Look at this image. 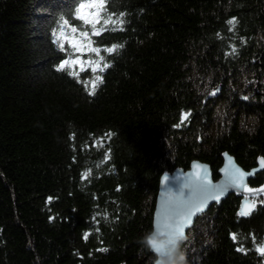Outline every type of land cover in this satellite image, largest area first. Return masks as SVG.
I'll list each match as a JSON object with an SVG mask.
<instances>
[{
	"label": "trees",
	"instance_id": "obj_1",
	"mask_svg": "<svg viewBox=\"0 0 264 264\" xmlns=\"http://www.w3.org/2000/svg\"><path fill=\"white\" fill-rule=\"evenodd\" d=\"M100 3L0 0V264H153L139 240L153 231L163 174L200 159L219 179L224 152L246 170L264 158V0ZM88 39L111 64L103 72L69 43ZM113 44L124 47L108 54ZM222 101L233 114L209 135ZM262 186L264 171L248 188ZM241 198L199 217L208 241L194 263L182 245L175 264H264V200L242 217Z\"/></svg>",
	"mask_w": 264,
	"mask_h": 264
},
{
	"label": "water",
	"instance_id": "obj_2",
	"mask_svg": "<svg viewBox=\"0 0 264 264\" xmlns=\"http://www.w3.org/2000/svg\"><path fill=\"white\" fill-rule=\"evenodd\" d=\"M218 93L219 90L216 92V95ZM194 165H199L200 168L197 169ZM235 169H240L245 173L244 183L246 187L252 179L264 171V168L260 166V158L254 168L246 170L238 164L234 156L228 152H224L219 179L214 178L211 165L200 159L193 160L188 169L177 168L173 172L165 173L161 176L154 212L152 240H155L163 247L162 250L157 251L156 249L155 252L150 249V253L155 257L153 264H175L181 246L188 240L190 229L194 227L197 219L205 214L213 205L222 202L232 194H240L242 196L239 213L245 204L254 203L250 193H247L244 188L235 187H230L221 196L219 201L211 199V196L216 194L219 186L228 183V173L234 172ZM197 172L200 177L206 175L210 183L201 184L197 175H195ZM201 201L206 202L203 205V209L198 211L197 207ZM255 210L256 205L248 216L252 215ZM179 225L183 226V239H180L179 243H177L179 234L176 233V228Z\"/></svg>",
	"mask_w": 264,
	"mask_h": 264
},
{
	"label": "snow or ice",
	"instance_id": "obj_3",
	"mask_svg": "<svg viewBox=\"0 0 264 264\" xmlns=\"http://www.w3.org/2000/svg\"><path fill=\"white\" fill-rule=\"evenodd\" d=\"M92 5H81L80 8L77 9V16L80 17L81 19L84 20V22L87 24L89 22L93 24H96V22H98L97 20H92V21H89L88 17L85 16V15H82L81 14V10L84 9L85 7H90ZM99 7V6H98ZM65 24L67 23V21L64 22ZM228 24L230 25H234L235 24V18H232L228 21ZM93 35H100V32L102 31L101 29H96V28H93ZM73 32L76 31L75 28L72 29ZM63 31H61V33L59 34L60 37H63ZM81 36L84 37L85 39L88 38V33L87 32H83L81 33ZM59 40V38H58ZM69 43L72 45V47L78 51V52H85V51H88V52H91V53H95L99 59L96 60L95 64H93V71H96L97 69L101 72L104 71L105 68L108 67V65L105 63L103 64V66H101L100 62L104 60V57L100 55V52H101V49L98 48V47H93L92 46V41L90 39H88V43H87V47L85 48L83 45H81L78 41L76 40H71L69 41ZM61 48H63V43H61ZM105 51L107 52H114L116 51V46L113 45L112 48H107L105 49ZM233 52H235V49H233ZM79 61L78 60H69L68 61V64L69 66H71L73 63H78ZM81 70H83V66L81 68ZM96 82H103V78L98 76L96 78ZM95 91H96V83H93V86L91 88V91H90V95H94L95 94ZM245 100L248 99V97H244ZM187 118V114H185L182 119H186ZM260 166L261 168H264V158H260ZM195 168L199 169L200 166L199 165H194ZM206 171V170H205ZM89 173H85L84 176L87 177ZM195 175H197V178L200 180L201 184H209L210 181L207 179V176L205 175L204 177H200L199 176V173H195ZM229 175V181L228 183H226L225 185H222V186H219V188L217 189L216 191V194L211 196V199L213 200H216V201H219V199L221 198V196H223L230 187H235V188H244L246 191H253L252 189H248L246 188L245 186V173L243 171H241L240 169H235L234 172H229L228 173ZM256 192H264V186H262L261 188L259 189H256L255 190ZM49 201L52 200V197H49L48 198ZM206 201H201L200 202V205L197 207V210L200 211L203 209V205ZM261 203H264V201H261ZM255 207V203H252V204H245L244 208L241 210V212L239 213V215L241 216H248L251 212V210ZM51 219V217H50ZM190 223V221H189ZM176 233L177 234H181L183 233V226H178L176 228ZM84 238L87 239L88 238V233H85L84 234ZM232 239L235 240L236 239V235L235 234H232ZM151 243L154 245V247L157 249V251H160L162 250V245L161 244H158L155 240H152ZM106 250V249H105ZM257 252L260 253L261 255H264V246H257ZM237 251H244V249L242 248H238Z\"/></svg>",
	"mask_w": 264,
	"mask_h": 264
},
{
	"label": "rangeland",
	"instance_id": "obj_4",
	"mask_svg": "<svg viewBox=\"0 0 264 264\" xmlns=\"http://www.w3.org/2000/svg\"><path fill=\"white\" fill-rule=\"evenodd\" d=\"M219 90V93L221 92V88L219 85H216L212 88H210V93L216 94V92ZM218 93V94H219ZM225 101H222V103H219L217 106V111L218 114L216 116V120L211 127L209 131V135H214L218 131L224 130V128L228 125L230 121V117L233 114L232 110L225 105ZM241 126L243 130H249L252 131L254 130L255 127V119L251 117H244L242 118ZM248 188V186L246 187ZM249 189V188H248ZM259 189V188H258ZM253 191L249 192L246 191L247 193L251 194V198L255 205L257 206L259 201L256 199V196L261 195V199L259 200H264V197L262 198V193L264 192H256L254 189ZM207 219V217H206ZM204 219L206 222L207 220ZM204 224L205 222L202 220L200 223L195 224L194 232L188 234V240L185 243L186 245L182 248L181 253L182 257L186 260L191 261L192 263L196 262L198 259V254L199 251L197 250V245L200 244L202 241H208V234L204 231ZM154 262V260H153Z\"/></svg>",
	"mask_w": 264,
	"mask_h": 264
},
{
	"label": "clouds",
	"instance_id": "obj_5",
	"mask_svg": "<svg viewBox=\"0 0 264 264\" xmlns=\"http://www.w3.org/2000/svg\"><path fill=\"white\" fill-rule=\"evenodd\" d=\"M107 3H108V0H101L100 6L98 7V11H99L100 8L105 7V5H106ZM123 15H124V13L121 14V16H123ZM74 16H75V13H74ZM110 22H111L112 24L117 25L115 28H112V29H111L112 31H123V30H124V28H123L124 21H123L122 19L119 20V21H117V20H111V17H109L108 20H105V21H104L105 24H108V23H110ZM92 26H93V28H95V24H93ZM53 43H58V42H57L56 40H54ZM113 45L116 46V52H117V53H119L120 49H122V48L124 47L123 44H113ZM113 45H111V46H109V47H107V48H112ZM107 48H106V49H107ZM106 52H107V51H106ZM107 53H108V54H112L113 52H107ZM95 62H96V61H94L93 64H95ZM106 64L108 65L107 68L111 67V64H110V63H106ZM107 68H105L104 70H106ZM152 232H154V229H153V231L148 232V234H144V235L140 238L139 242H140V243H143L147 248H149V249H151L152 251L155 252V251H156V248H155L154 245L151 243V241H152V239H153ZM180 239H183V233H181V234L178 235L177 243H179V240H180Z\"/></svg>",
	"mask_w": 264,
	"mask_h": 264
},
{
	"label": "flooded vegetation",
	"instance_id": "obj_6",
	"mask_svg": "<svg viewBox=\"0 0 264 264\" xmlns=\"http://www.w3.org/2000/svg\"><path fill=\"white\" fill-rule=\"evenodd\" d=\"M256 208H257V206H256Z\"/></svg>",
	"mask_w": 264,
	"mask_h": 264
}]
</instances>
